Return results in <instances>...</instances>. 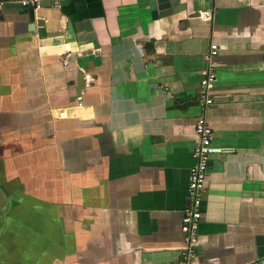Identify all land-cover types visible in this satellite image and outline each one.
Returning a JSON list of instances; mask_svg holds the SVG:
<instances>
[{
    "label": "crops",
    "instance_id": "1",
    "mask_svg": "<svg viewBox=\"0 0 264 264\" xmlns=\"http://www.w3.org/2000/svg\"><path fill=\"white\" fill-rule=\"evenodd\" d=\"M0 7V264H177L211 60L212 143L191 264L264 238V0ZM86 78L88 82H86Z\"/></svg>",
    "mask_w": 264,
    "mask_h": 264
},
{
    "label": "built area",
    "instance_id": "2",
    "mask_svg": "<svg viewBox=\"0 0 264 264\" xmlns=\"http://www.w3.org/2000/svg\"><path fill=\"white\" fill-rule=\"evenodd\" d=\"M43 0H17L22 7L39 9ZM58 3V0H55ZM4 0H0V7ZM219 52V46L211 43L206 54L207 66L201 70L199 88L196 91L201 113L196 117L194 137L192 140V165L188 168L187 196L188 205L182 211L181 232L184 246L180 250L177 264H191L190 260L196 255L198 228L202 217L201 189L207 176L209 161L212 155L222 152V148L212 143V129L207 121L206 111L213 104L211 90L216 81L215 69L211 60ZM86 82L88 79L86 78Z\"/></svg>",
    "mask_w": 264,
    "mask_h": 264
},
{
    "label": "water",
    "instance_id": "3",
    "mask_svg": "<svg viewBox=\"0 0 264 264\" xmlns=\"http://www.w3.org/2000/svg\"><path fill=\"white\" fill-rule=\"evenodd\" d=\"M150 5L153 9V14L156 12L159 15H166L174 12L176 10L177 4L174 3V0H150ZM31 8V7H29ZM263 245L258 248V258L259 260L251 264H264V238H262Z\"/></svg>",
    "mask_w": 264,
    "mask_h": 264
}]
</instances>
